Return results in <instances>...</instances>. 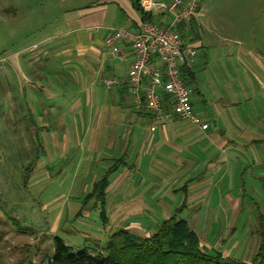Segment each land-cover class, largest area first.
I'll return each instance as SVG.
<instances>
[{
	"label": "rangeland",
	"instance_id": "1",
	"mask_svg": "<svg viewBox=\"0 0 264 264\" xmlns=\"http://www.w3.org/2000/svg\"><path fill=\"white\" fill-rule=\"evenodd\" d=\"M94 1L0 0V264H48L55 236L73 250L83 246L100 250L109 234L126 220L123 211L108 210L109 220L103 225L91 202L76 216L83 197L107 164H98L91 156L83 161L86 170L82 176L74 171L78 149L74 146V108L63 106L66 100L60 96H70L77 84L65 75L67 68L56 49L65 42L61 36L66 28L62 26L64 12ZM200 10L203 16L196 20L194 31L184 32L181 25L183 38L198 49L193 62L201 84L189 83L191 94L198 99L201 89L209 104L221 93L234 96L236 111L251 129L249 133L259 139L261 151L264 0H201ZM56 33L60 36L54 37ZM248 56L256 68L261 63L263 68L257 69V79L250 77V82L237 62L247 63ZM237 69L243 73L235 83H229L228 71ZM58 96L57 101L52 99ZM228 113L232 118V111ZM32 160H36L35 168L25 179L24 169ZM238 165V172L224 173L226 180L216 184L227 199L238 195L241 203L236 209L227 203L216 204L221 196L215 194L217 189L206 204L189 203L180 191L171 199L173 208L185 201L177 217L188 220L205 251L247 263L257 251V231L264 230V162L259 165L244 160ZM218 175L208 179L217 180ZM174 212L152 215L160 223ZM219 237L223 241L216 242Z\"/></svg>",
	"mask_w": 264,
	"mask_h": 264
},
{
	"label": "crops",
	"instance_id": "2",
	"mask_svg": "<svg viewBox=\"0 0 264 264\" xmlns=\"http://www.w3.org/2000/svg\"><path fill=\"white\" fill-rule=\"evenodd\" d=\"M133 1L97 0L64 12L62 26L66 28L61 36H65V42L56 49V54L63 58L69 81L77 84L70 96H60L61 100H66L63 106L74 108L77 131L74 146L78 147L74 171L82 176L86 170L83 161L92 156L98 164H107L103 175L115 160L123 158L109 176L105 208L107 211H123L126 220L120 223L122 227L145 236L158 226L159 219L155 215L176 210L171 197L174 198L179 191L187 195L189 203L206 204L211 195L222 194L216 184L226 180L224 173L238 172V162L250 160L253 164H263L264 149L262 152L258 150L259 139L249 133L251 129L236 111L238 101L229 93H221L211 104L205 100L201 89L197 91L198 99L191 94L194 111L202 120L198 126L174 114L172 104L165 106L161 103L157 111L148 110L144 103L136 107L127 81V71L134 60L131 46L127 41L119 40H113L112 45L106 44L115 28L124 26L134 31L142 22ZM198 13L184 25V32L195 30L196 20L203 16L200 5ZM153 15L154 23L160 24L161 16ZM57 36L60 34L56 33L54 37ZM112 46H116L117 52ZM191 46L195 53L184 66L194 72L191 81L200 85L193 62L198 49L195 44ZM237 62L247 73L248 82L250 77L251 80L257 79L258 68L263 69L262 63L256 68L249 56L247 63ZM242 73L240 69L231 70L226 78L229 83H235ZM104 78H117L118 83L107 88L102 83ZM157 91L161 96L164 89L160 86ZM58 98L52 99L57 101ZM228 110L232 111V118ZM65 122L62 118L64 135ZM58 126L61 129L59 120ZM67 138L66 135L64 146ZM262 140L264 143V138ZM210 175L219 178L212 181L211 177L208 179ZM225 203L233 210L239 207L241 200L238 195L227 199L224 194L216 199L218 206ZM219 240L223 241L219 237L216 242ZM236 245L237 242L233 243L232 248Z\"/></svg>",
	"mask_w": 264,
	"mask_h": 264
},
{
	"label": "trees",
	"instance_id": "3",
	"mask_svg": "<svg viewBox=\"0 0 264 264\" xmlns=\"http://www.w3.org/2000/svg\"><path fill=\"white\" fill-rule=\"evenodd\" d=\"M133 5L139 12L142 22H154L153 12H144L140 7L139 0H134ZM181 28L179 26L178 30L183 36ZM181 71L183 82L189 87L194 72L186 66H182ZM161 103L165 106L172 104V98L166 91L162 92ZM120 161H123V158L115 160L93 183L90 192L83 197L81 209L76 216H79L82 208L91 202L93 208L98 211L102 224L108 223L105 204L109 176L119 167ZM35 165L36 160H32L29 166L24 169L25 179L32 173ZM184 189L186 191V185ZM184 206L185 201L176 208L174 214L164 218L154 232L145 236L135 234L127 228L118 227L109 234L108 240L100 250L88 246L73 250L62 238L55 236L53 253L48 264H264L263 229L257 231L259 244L250 262H239L221 253L210 254L204 250L198 235L191 229L188 220L177 217V213H181Z\"/></svg>",
	"mask_w": 264,
	"mask_h": 264
},
{
	"label": "built area",
	"instance_id": "4",
	"mask_svg": "<svg viewBox=\"0 0 264 264\" xmlns=\"http://www.w3.org/2000/svg\"><path fill=\"white\" fill-rule=\"evenodd\" d=\"M201 0H139L144 12L161 16V23L141 22L137 29L130 31L124 26L113 30L106 39L107 45L113 40L127 41L134 54V60L127 71L129 92L136 107L142 103L150 111L161 107V96L157 88L162 86L172 98V111L180 119L193 125L202 120L194 111L191 89L182 79V66L195 53V49L184 42L178 27L190 22L197 15ZM112 50L117 52L116 46ZM102 83L110 88L118 83L117 78H104Z\"/></svg>",
	"mask_w": 264,
	"mask_h": 264
}]
</instances>
